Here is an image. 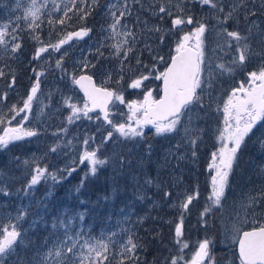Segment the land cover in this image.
<instances>
[{"label": "rangeland", "instance_id": "1", "mask_svg": "<svg viewBox=\"0 0 264 264\" xmlns=\"http://www.w3.org/2000/svg\"><path fill=\"white\" fill-rule=\"evenodd\" d=\"M114 2L115 0H99L98 6L84 20L90 21V26H82L91 29L89 36L83 39H73L69 44L64 45L60 52H51L50 50V55L44 53L39 60H34L35 51L42 44L55 43L66 33L82 28L73 27L67 18L63 25L55 22L63 17V10L69 4V0H38L37 6L42 5L40 8L42 15L36 22L39 27L34 30L29 29L28 20L22 18L24 10L31 7V0H0V23L15 22L17 17H21L19 20L20 30L17 33L22 43L21 52L13 54L0 48V63L4 71L6 69L2 63L3 58L19 62L26 56L24 64L27 67L26 80H28V85L26 89L24 90L21 85H15L8 91L13 97L17 109L23 107V101L27 98L34 83L35 73L32 69L35 68L37 72L43 71L45 73L40 77V91L33 101L31 112L27 113L26 120L23 119L26 115L25 112L15 115L9 111L8 105L3 106L5 99L0 100V118L5 119V123L0 124V135H3L5 128L17 127L20 124L26 129L38 132L35 137H26L23 140L9 144L8 148L13 149V154L16 155V161L19 164L24 163L26 160L30 163L33 159L45 160L51 157L57 161V175H60L59 170H63L67 166L77 167V171L73 172L71 176L84 171L83 168L86 164L75 165L73 162L78 160L79 155L85 149L86 146L83 145L82 141L88 136L94 135L96 137L95 143H100L101 135L97 132L100 122L95 119L81 118L75 123L69 124L66 120L69 110L64 104V98L69 96H71L73 103L81 106L85 100L77 87L71 83L69 76V74L77 76L81 74L80 65L82 61H90L95 65L87 73L94 75L101 86L110 89L123 88L127 101L142 99L141 90L126 88L128 78L138 69L135 56L139 55L144 65H151L154 62V55H162L167 61L170 55L173 54L172 49L175 40L178 39L177 35L169 34L165 36L164 43L160 44L159 34L147 30L141 33V30L145 29V24L138 23L135 31L139 42L135 47L140 51L131 54L129 61L124 62V84H117L116 81L121 75L120 61L112 55L113 49L110 45L113 41L108 38L107 31V26L111 22L110 17L107 15L108 5ZM159 2L160 0H142L143 7H141V4H133V16L129 18V22H135L138 15L141 21L147 23V27L159 23L165 29L170 28V18H165L161 22L149 8L150 5H156ZM233 2L235 0H223L226 10ZM246 2L249 3V7L252 6L250 0H246ZM172 3H176V0H172ZM255 3L259 4L260 0H255ZM79 6L82 7L83 5ZM186 7L191 10L190 14L197 19H202L209 26V31L206 32L204 38V51L206 61L211 63L213 71H215V64L221 62V58L223 61L231 59L230 56H225L217 48L218 37L216 30H214L218 28L216 14L206 7L202 8L195 2L188 3ZM173 10L175 11V9ZM68 15L71 18L80 20L74 12H69ZM251 19L255 20L259 27L253 29L249 43L253 51L259 53L264 51V34H262L264 14H258ZM49 21H53V23H49ZM226 27L229 30L238 28L242 33L248 34L249 22L243 18L241 13L239 21L229 22ZM26 33L28 34L27 37H25ZM33 36L39 39H33ZM28 38L30 40H26ZM145 44L150 45L153 51L150 52L145 49ZM97 49L103 53V56L97 53ZM62 55L63 71L55 66L56 60L60 59ZM260 63L259 57L254 56L244 70L237 71L231 77L216 75L213 87H205L202 93L203 109L196 107L192 113L194 125L203 130L197 144V155L195 157L191 155L187 140L182 139V129L178 133L168 136H157L154 128L148 126L145 128L143 138L137 137L134 140H124L117 135L113 141L101 146V150L105 152V156L110 163L119 168L118 170L113 169V175L110 178V187L114 186L111 197L106 195L107 191H101V198L94 200V195H91L90 189L84 192L80 186H77L79 191L76 190V186H67V188L65 186L62 192L59 193L54 187L58 182H53L51 179L44 181L41 187L40 184L35 186L34 190H19L20 195L26 191L29 192L27 198L20 196L22 198L19 204L9 203L11 197L0 192V211L2 207H6L0 213V223H7L8 221L17 223L23 236L16 249V254L9 258L6 264H28V261H34L37 253L43 254V252H46L56 239L53 234L63 232L61 228L52 227V223L57 217L64 220L72 219L74 230H83L84 237L92 242L97 239L107 241L111 233L115 232L116 235L111 238L118 243L115 248H112L110 244L108 255L111 260L115 258L119 262L121 259L119 241L126 240L127 228L143 224L151 216L164 218L166 222L177 223L178 219L175 216L179 217L180 210L172 206L177 202L176 194L191 192L194 188H198L199 198L189 206L184 222L188 220L196 223L199 229L194 227L192 230L187 231V228L184 227L183 239L189 243V248L183 252L184 259H191L198 242L195 238L201 235L199 241L205 237L215 241L212 249L215 264H239L237 246L229 243L226 229L237 222V213L240 214V217L244 216L240 205L242 202H247V196L249 194L255 195L256 192L264 189V144L261 143L264 140V127L257 125V128L254 129L255 136L250 140H246V146L238 154L237 163L234 165L233 172L229 177V188L223 208L214 209V212L209 214L207 228L200 221V214L209 203L211 176L214 175V171L209 170V164L211 153L219 147L218 135L223 128V104L231 89L236 87L239 81L246 80V72L255 70L260 66ZM10 65L13 67L12 62H10ZM164 65L158 64L161 71L166 66ZM138 70L140 72L148 71L144 67H139ZM109 74L111 79H109ZM205 75L207 76V71ZM146 84L153 91V96L158 98L161 94V82L151 79ZM4 85L5 82L2 83L3 87ZM13 92L15 95H13ZM119 113L127 114L126 105H119ZM13 115H15V119H12ZM90 115L95 117L96 114L90 113ZM197 117L199 118L197 119ZM112 118L123 122L126 115L117 114ZM184 123H187V118H185ZM65 128L67 131H62ZM25 141H28V144L23 147L22 143ZM56 144H59L60 147L55 153L50 152L49 148ZM178 144L180 145L179 149L176 147ZM149 145H151L150 152ZM4 150L0 149V151ZM178 157L182 158L178 159ZM0 158L2 161L8 160L6 154H0ZM19 164L15 165L17 170L20 168ZM2 166L3 163H0V188L9 191L10 195H14L17 192L12 190L8 184L6 185L4 178L6 171L2 169ZM81 169L83 170L81 171ZM121 179L123 186L117 187L118 181ZM148 180H151L152 183H147ZM101 189L104 190L105 186ZM38 191H42L41 197L36 196ZM164 191L173 192V197L165 198ZM78 192L82 193L84 198L78 201L73 200L72 196ZM55 194H57L56 204L51 199ZM47 196L50 197L47 199ZM140 197H143V199ZM21 211L28 214L17 222L15 217ZM79 213L84 215L82 221L78 218L77 214ZM257 213V218L260 219L259 208ZM252 226L251 223L241 224L244 230L250 229ZM131 230L129 229L127 233H130ZM150 236L154 237L151 242L153 244L156 235L151 234ZM52 260L54 262L55 258L53 257ZM156 264H162V262L157 260Z\"/></svg>", "mask_w": 264, "mask_h": 264}, {"label": "snow or ice", "instance_id": "2", "mask_svg": "<svg viewBox=\"0 0 264 264\" xmlns=\"http://www.w3.org/2000/svg\"><path fill=\"white\" fill-rule=\"evenodd\" d=\"M192 2L199 4L202 8L206 7L216 14L218 28L214 30L218 37L217 48L225 56L231 57L228 61H223L221 58V62L215 64V71H213L211 63L206 61L204 51V38L206 32L209 31V26L202 19H197L190 14L191 10L186 5ZM250 2L251 7L246 0H235L226 10L223 0H176V3H172V0H160L156 5H150L149 8L161 22L165 18H170L171 27L167 29L159 23L147 27V23L141 21L138 15L135 22H129V18L133 16L132 5L141 4L143 7L142 0H115L114 3L108 5L107 15L111 21L107 26L108 38L113 41L110 45L113 49L112 55L120 61L121 75L116 81L117 84H124V62L129 61L131 54L140 51L135 47L139 42L135 31L138 23L145 24V29H142L141 33L147 30L159 34L160 44L164 43L165 36L169 34L177 35L178 39L175 40L173 54L167 61L164 56L156 54L153 56L154 62L151 65H144L139 55L135 56L138 69L144 67L148 71L140 72L137 69L128 78L126 88L141 90L142 99L126 101L123 88L109 89L97 86L92 75L87 74L91 68L95 67L90 61L81 62V74L78 76L69 74L71 83L83 91L86 99L81 106L73 103L71 96L64 98V104L69 110L66 117L67 122L72 124L81 118L95 119L100 122V126L97 128V132L101 135L100 143H95L94 135L88 136L82 141L86 146L85 149L79 155L78 160L73 162L75 165L86 164L88 167V171L81 178L80 187L84 186L89 175L95 176L101 168L110 163L109 159L100 151L102 145L113 141L117 135L124 140L143 138L145 128L148 126L154 128L157 136H168L178 133L182 129V139L187 140L191 155L195 157L197 144L203 130L194 125L192 113L196 107L203 109L202 93L205 87H213L216 75L231 77L237 71L244 70L252 58L258 56L261 60L260 66L246 72V80L239 81L237 86L231 89L223 104V128L218 135L219 147L211 153L209 164V170L214 171V175L211 176L209 203L200 214L203 226L208 227L209 214L213 213L214 209L223 208L229 188V177L237 163L238 154L246 146V140L255 136L254 129L257 128V125L264 127V123H262L264 122V51L255 53L249 43L253 29L259 27L256 21L251 18L258 14H264V0H260L259 4H256L255 0H250ZM98 4L99 0H79V4L78 0H69V4L63 10V17L55 22L63 25L66 18L71 19L68 15L69 12H74L83 21L92 14ZM37 5L38 0H31V7L24 10L22 17L28 20V28L33 30L39 27L36 22L42 15L40 11L42 5L39 7ZM57 10L59 11V9ZM241 13L243 18L249 22L248 34L242 33L238 28L229 30L226 27L229 22L239 21ZM20 19L21 17H17L15 22L0 23V48L13 54L20 53L22 50V43L17 35L20 30ZM49 23H53V21H49ZM90 32V28L82 27L77 31L66 33L55 43L43 45L41 42L42 46L35 51L33 59L39 60L44 53L50 55V50L51 52H60L64 45L69 44L73 39H83L89 36ZM262 34H264V30H262ZM33 39L38 40L39 38L33 36ZM145 49L153 51L148 44H145ZM97 53L103 56L99 49H97ZM62 61L63 55L56 60L55 66L63 71ZM158 64L166 66L161 71ZM32 71L35 73V80L27 98L23 101V107L17 109L13 105L9 109L15 115L25 112L26 115L23 117L25 120L40 91V77L45 74L43 71L37 72L35 68ZM206 71L207 76L205 75ZM6 75L7 73L0 68V79ZM109 79H111L110 74ZM151 79L162 83V94L159 99L153 96V91L146 84ZM15 85L16 76L12 74L8 87L13 88ZM6 98L7 92L0 95V99ZM119 105H126L127 114L119 113ZM90 113H96L95 117ZM117 114L126 115L123 122L112 118ZM15 115L12 116V119H15ZM185 118H187V123H184ZM3 123H5V119L0 118V124ZM62 131L66 132L67 129H62ZM37 135L36 130L26 129L22 124L17 127H7L3 130V135H0V149L8 148L9 144L14 141ZM261 143L264 144V140ZM59 147V144H56L50 147L49 151L55 153ZM176 147L179 149L180 145L178 144ZM148 148L150 152L151 145ZM24 163L29 164V161L26 160ZM59 171L60 175L51 173L46 166L42 167L37 163L31 169L26 189L34 190L35 186L43 180L51 179L53 182H60L76 172L77 167L67 166ZM147 183H152V181L148 180ZM76 190L79 191V187ZM0 192L9 195L6 189L0 188ZM25 194L27 195L28 192L26 191ZM163 195L165 198H172L174 194L171 191H164ZM176 195L177 202L172 206L180 210L174 230L177 253L170 258H165L162 264H215V257L212 254L215 241L208 237L197 242L196 250L190 260L184 259L183 252L189 248V243L183 239L184 217L189 206L199 198V190L194 188L191 192ZM140 198L143 199V197ZM240 207L244 216L240 217V214L237 213V222L226 229L228 241L231 245L238 246L239 264H264V189L256 192L255 195L249 194L247 202H242ZM258 208L260 209V219L257 218ZM27 214L22 211L15 217V220L18 222ZM77 215L81 221L84 219L83 213ZM242 223H251L253 226L249 230H244L241 227ZM52 227L61 228L63 232L54 233L56 239L52 246L43 254L37 253L34 261L30 260L28 264H105L106 261H109L110 244L112 248H115L118 243L111 238L116 235L115 232L111 233L107 241L97 239L92 242L84 237L83 230H74L72 219L64 220L57 217L52 223ZM22 239V232L17 223L12 221L0 223V264H6V261L16 254V249ZM119 246L121 259L118 264H141L138 253L144 249L143 242L128 234L126 240L119 241ZM53 257L55 258L54 262Z\"/></svg>", "mask_w": 264, "mask_h": 264}, {"label": "trees", "instance_id": "3", "mask_svg": "<svg viewBox=\"0 0 264 264\" xmlns=\"http://www.w3.org/2000/svg\"><path fill=\"white\" fill-rule=\"evenodd\" d=\"M69 22H71V25L73 27L90 26V21H84V20L82 21V20H77L75 18L69 19ZM27 36L28 34L26 33L25 37ZM26 40H30V39L28 38ZM25 57L26 56H24L19 62L16 60H11L7 58L2 59L3 60L2 63L4 64V68L6 69L5 73H7V75L4 78L0 79V95H3L5 91L7 92L8 90L11 89L8 87V82L10 81L12 74L16 76V81H17L16 85H21V87H23L24 90L26 89V86L28 85V80H26V77H27L26 68L27 67L24 66L26 62ZM10 62L13 63V67L10 65ZM0 68L3 69L1 63H0ZM3 82H5L4 87L2 86ZM12 100H13V97L11 95H7V98L3 102V106H6V105L9 106ZM27 144H28V141H25L22 143L23 147H26ZM100 151L105 156V152L101 149ZM0 154H6L8 156L7 161H2L0 158V163H3L2 169L6 171L7 176L5 175L4 177L6 185L8 184L12 190H15L17 192L14 195H10V192L8 191L9 196L11 197V198L9 197L10 199L8 202L12 203L13 205L19 204V201L21 200L22 197L24 198L28 197V194L26 195L24 193L20 195L21 192L18 193V191L22 189H26V184L28 183L30 176H31V169L32 167H35L37 163L40 164L42 167L46 166L49 172L58 174V171H56L57 161L55 158L48 157L45 160H41L37 158L36 160L33 159L29 164L22 165V163L19 164L16 161V155L13 154V149L7 148V150L5 149L4 151H0ZM16 164H19L21 169L19 168V170H17L15 167ZM114 168H116L115 164L110 163L107 166L101 168L100 171L95 176L89 175L87 180L84 182V186L82 187L83 191L87 192L88 189H90L91 195H94L93 197L94 200L101 198L102 196V195L100 196L101 191H107L106 195L111 197L112 195L111 193L113 191L112 188H114V186L110 187V178L113 175ZM83 169L84 171L81 172L80 174H75L71 177L69 176L61 180L57 184H55L54 185L55 189L60 193L62 192L65 186H72V187L76 186V188L77 186H80L81 178L88 171L87 165ZM83 169H81V171ZM116 169L118 170L119 168L117 167ZM44 181H47V180L41 181L40 187L43 185ZM77 183L79 185H76ZM104 186H105V189L104 190L101 189ZM120 186H123L122 179L118 181L117 187H120ZM36 196L41 197L42 191L36 192ZM49 197L50 196H47V199ZM83 198H84V195L79 192L75 193V195L72 196V199L77 200V201ZM51 199L56 204L57 194H55ZM5 208L6 207H2L0 213L3 212L2 210H4ZM175 218L178 219V216H175ZM176 224H177L176 222H173V223L166 222L164 221V218H154L153 216H151L149 217L147 221H144L143 224L135 225L133 228H127V231L129 229H132V230L130 233H127L126 231L125 235L131 234L133 235L134 239H137L143 242L144 244V249L138 253L141 258V264H156L157 260L158 262H163L165 258H170L176 255L177 246L174 242L175 240L174 230H175ZM184 227L187 228V231L192 230L194 227L199 229L198 224L192 223L188 220L184 222ZM151 234L156 235L155 242L153 244H151V242L154 239V237H151L150 236ZM200 238H201V235L195 239L199 241ZM109 262L110 264H118L115 258L111 260L109 257V261H106L105 264H109Z\"/></svg>", "mask_w": 264, "mask_h": 264}, {"label": "water", "instance_id": "4", "mask_svg": "<svg viewBox=\"0 0 264 264\" xmlns=\"http://www.w3.org/2000/svg\"><path fill=\"white\" fill-rule=\"evenodd\" d=\"M90 75V74H89ZM93 77V80L95 81V83L97 84V86H100V85H98V83H97V80H96V78L94 77V76H92ZM78 87V86H77ZM78 89H79V87H78ZM80 90V89H79ZM80 92L83 94V91L82 90H80ZM161 94H162V92H161ZM84 95V94H83ZM86 99V98H85ZM159 99V98H158ZM237 252H238V246H237Z\"/></svg>", "mask_w": 264, "mask_h": 264}, {"label": "bare ground", "instance_id": "5", "mask_svg": "<svg viewBox=\"0 0 264 264\" xmlns=\"http://www.w3.org/2000/svg\"><path fill=\"white\" fill-rule=\"evenodd\" d=\"M159 154V153H158ZM17 160V159H16ZM22 162V161H21ZM23 164H25V163H22V165ZM22 173V172H21ZM21 175V174H20ZM71 177V176H70ZM68 181V180H67ZM66 182V181H65ZM57 184V183H56ZM61 184H62V182H61ZM68 184V183H67ZM79 185V184H78ZM60 186V185H59ZM59 188V187H58ZM66 188H67V186H66ZM64 193V192H63ZM15 199V198H14Z\"/></svg>", "mask_w": 264, "mask_h": 264}]
</instances>
